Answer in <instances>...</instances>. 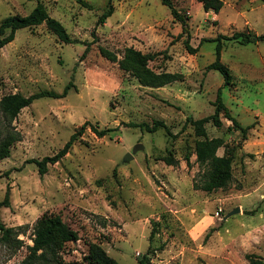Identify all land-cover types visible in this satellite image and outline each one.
<instances>
[{"label": "rangeland", "instance_id": "1", "mask_svg": "<svg viewBox=\"0 0 264 264\" xmlns=\"http://www.w3.org/2000/svg\"><path fill=\"white\" fill-rule=\"evenodd\" d=\"M79 1L0 0V20L41 3L72 39L60 42L39 24L16 30L0 47V96L60 94L68 83L63 96L36 98L9 123L19 138L0 159V201L8 190L0 223L24 233L13 252L0 243V264L19 263L41 215H58L75 232L59 251L67 264H88L90 244L117 264H139L143 257L146 264H249L247 257L264 264V39L242 44L230 38L239 31L264 35V4L221 0L214 13L196 0H170L188 17L184 34L160 0H83L89 7ZM108 5L111 14L98 23ZM218 35L228 85L206 68ZM186 38L194 53L185 50ZM99 46L117 58L124 47L149 53V67L178 78L141 86L102 57ZM217 88L229 114L248 128L241 139L222 115V127L204 124L208 137L237 146L229 186L204 192L194 186L195 136L184 121L211 114ZM155 121L167 130L139 126ZM83 122L68 151L39 175L29 160L54 154ZM89 125L109 131L97 137ZM6 126L0 113V136ZM137 143L142 149L123 161ZM164 156L176 162L167 165ZM234 206L240 211L223 219Z\"/></svg>", "mask_w": 264, "mask_h": 264}, {"label": "trees", "instance_id": "2", "mask_svg": "<svg viewBox=\"0 0 264 264\" xmlns=\"http://www.w3.org/2000/svg\"><path fill=\"white\" fill-rule=\"evenodd\" d=\"M200 3L203 11L211 10L216 13L222 6L221 0H196ZM264 4V0H258ZM83 6L89 7V4L83 0L79 1ZM170 12L172 18L177 20L181 26V33L186 34L187 16L179 13L170 0H160ZM112 12V7L108 5L102 13H100L97 22L101 23ZM39 24L49 30L60 42L70 43L72 39L68 36L61 23L53 17H50L41 3H36L35 6L26 15H8L0 20V47L10 42L16 30L21 28H30ZM187 36V35H186ZM220 35L216 38L214 46V59L206 65L207 69L216 70L222 77V84L228 85L230 82V73L227 66L220 62L219 53L221 48ZM232 39L238 40L239 43L245 44L248 42H256L263 40L264 35L252 34L249 31L233 32ZM183 45L188 53H194L196 47H190L187 38L183 40ZM87 47L84 48L82 55L86 52ZM99 54L109 61L116 62L118 68L123 72L130 74L134 77L137 83L141 86L147 87H160L168 84L178 78L175 73L165 71H155L148 66V61L152 58L149 53H141L132 47H124L120 58L103 48L98 47ZM68 88V83L63 88L60 94L52 91H39L36 93L23 96L20 93H8L0 96V113L4 120L7 122L4 132L0 136V159L6 157L9 152L10 145L18 140L19 134L10 128L9 123L15 119L19 110L29 105L34 99L39 97H59L63 96ZM220 88H217L215 98L212 101L213 111L211 114L193 119L186 117L184 124H189L192 127L195 140L193 141L194 161L199 168L198 181L194 186L204 192H211L217 189H225L229 186L232 180L231 162L233 160L236 145L229 144L223 141L220 137H208L204 124L210 122L216 128L222 127L220 116L230 121L231 127L239 130L241 139H245V132L248 126H241L237 120L229 114L228 109L221 101ZM88 124L83 122L79 128L73 131L63 145L52 155L43 156L41 159H30L36 165L37 172L42 175L46 171V165L56 162L61 158L69 149L72 142L79 136ZM144 126L147 131H153L157 126L166 129V126L161 121H155L150 127ZM91 131L97 136L105 135L109 129H96L95 126L89 125ZM222 147V153L216 154V150ZM167 165H173L176 161L171 157H161ZM185 163L188 162V156L184 157ZM8 197V190L4 192L1 204H5ZM21 227H5L0 223V243L12 252L17 250L22 245V240L17 236L24 233ZM151 235V234H150ZM207 235V234H206ZM76 239V234L71 230L58 215H41L38 217L31 228L29 237L30 244L25 245V253L18 264H67L59 256V251L63 244L67 241ZM249 264H262L261 259L253 260L247 257ZM88 264H117L111 257L106 255L104 251L95 244L88 246V253L85 256ZM146 257L139 260V264H146Z\"/></svg>", "mask_w": 264, "mask_h": 264}, {"label": "water", "instance_id": "3", "mask_svg": "<svg viewBox=\"0 0 264 264\" xmlns=\"http://www.w3.org/2000/svg\"><path fill=\"white\" fill-rule=\"evenodd\" d=\"M138 149H142V146L137 143L135 144L132 149H131V152L129 153H126L124 155V157L122 158L123 161H127L128 159H130L132 157V154L138 150ZM239 212V208L237 206L233 207L231 210H229L224 216H223V219L227 218L228 216L234 214V213H238Z\"/></svg>", "mask_w": 264, "mask_h": 264}, {"label": "crops", "instance_id": "4", "mask_svg": "<svg viewBox=\"0 0 264 264\" xmlns=\"http://www.w3.org/2000/svg\"><path fill=\"white\" fill-rule=\"evenodd\" d=\"M245 145H247V142L244 143V146H245ZM242 150H243V149L241 148V152H242ZM216 154H217V153H216ZM217 155H220V154H217ZM234 207H235V206H234ZM237 207L239 208V206H237ZM239 211H240V208H239Z\"/></svg>", "mask_w": 264, "mask_h": 264}]
</instances>
